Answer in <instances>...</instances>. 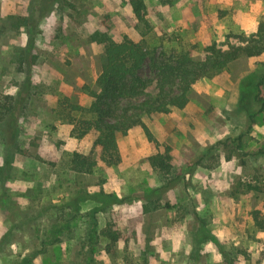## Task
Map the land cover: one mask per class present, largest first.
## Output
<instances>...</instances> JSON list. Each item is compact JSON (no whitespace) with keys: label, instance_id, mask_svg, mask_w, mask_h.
<instances>
[{"label":"rangeland","instance_id":"obj_1","mask_svg":"<svg viewBox=\"0 0 264 264\" xmlns=\"http://www.w3.org/2000/svg\"><path fill=\"white\" fill-rule=\"evenodd\" d=\"M37 1L0 0V103L20 99L11 109L16 146L0 136V264H264V231L253 221L255 211L264 217V113L252 101L264 52L198 81L184 108L144 116L158 149L141 128L118 135L114 167L92 149V132L70 136L68 122L79 114L63 105L88 107V93L98 92L104 50L92 33L128 38L155 57L201 60L208 49L227 50L254 33L264 22V0H142V22L127 0H60L41 18ZM141 74L152 76L148 67ZM259 91L264 99V83ZM166 147L179 180L158 191L163 178L147 158ZM73 152L96 161L92 172L70 169ZM84 191L122 200L94 215L95 236L107 225L121 235L110 252L102 237L92 246L88 238L99 204L87 199L72 210Z\"/></svg>","mask_w":264,"mask_h":264},{"label":"trees","instance_id":"obj_2","mask_svg":"<svg viewBox=\"0 0 264 264\" xmlns=\"http://www.w3.org/2000/svg\"><path fill=\"white\" fill-rule=\"evenodd\" d=\"M133 16L140 22L144 21V3L142 0H127ZM60 0H38L36 5L37 17L41 18ZM33 19V14L22 19L19 26L26 25ZM20 20V19H19ZM18 24V19L16 20ZM91 42L103 46L104 59L99 75L96 78L98 92L90 91L88 96L91 103L88 107H81L64 101L66 113L76 112L79 118L71 117L72 125L70 136L81 139L90 132L94 134L92 149H98L99 160L106 166H117L120 163V154L117 144L118 135H126L133 128H141L147 141L158 149L159 144L143 122V117L154 113L168 114L172 109H182L188 103V94L194 85L202 80H211L222 75L227 67L240 58H256L264 52V22H259L254 33L227 50L208 49L201 60H194L186 53H178L158 57L152 55L144 45L124 38L121 42H114L107 34L94 32L89 37ZM24 53L19 60L24 61ZM148 67L151 77L141 74L143 68ZM264 83V74L254 86L252 101L258 106L259 112L264 113V99L260 96L259 86ZM9 105L0 103V120L8 114L9 120L2 129L0 136L16 146L17 138L16 118L13 109L20 99L6 97ZM7 107V108H6ZM246 108V107H243ZM88 116V117H87ZM254 114L248 115L252 123ZM250 127V125H249ZM151 169L162 175L163 186L158 191H164L175 186L179 177L172 176L171 156L169 148L163 153L156 152L147 158ZM70 169L77 173L88 174L96 166V161L88 155L71 153L68 161ZM247 191H257L258 188L250 184L244 185ZM92 199L99 204L90 212L91 230L89 241L102 237L106 241V250L111 249L121 239L120 233L107 225L97 237L95 236V214L108 206L121 203L113 194L103 192H79L71 200L75 206L72 210L78 212L77 204ZM124 201V200H123ZM253 221L257 229L264 231V217L259 211L253 213ZM56 231H51V236ZM95 238H97L95 240ZM95 240V241H94ZM264 258V244L261 253ZM21 264H32L30 258H23Z\"/></svg>","mask_w":264,"mask_h":264}]
</instances>
